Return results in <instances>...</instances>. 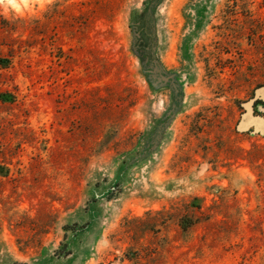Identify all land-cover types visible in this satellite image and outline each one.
Instances as JSON below:
<instances>
[{"label":"rangeland","instance_id":"obj_1","mask_svg":"<svg viewBox=\"0 0 264 264\" xmlns=\"http://www.w3.org/2000/svg\"><path fill=\"white\" fill-rule=\"evenodd\" d=\"M0 264H264V0H0Z\"/></svg>","mask_w":264,"mask_h":264},{"label":"trees","instance_id":"obj_2","mask_svg":"<svg viewBox=\"0 0 264 264\" xmlns=\"http://www.w3.org/2000/svg\"><path fill=\"white\" fill-rule=\"evenodd\" d=\"M137 24V23H135ZM137 42L135 45V48L138 50V52L144 56V59H148L151 56V53H149L148 45L145 43V36L143 32L137 30Z\"/></svg>","mask_w":264,"mask_h":264}]
</instances>
